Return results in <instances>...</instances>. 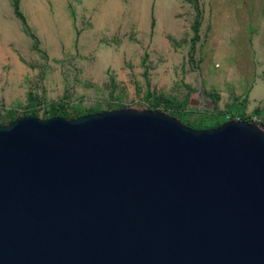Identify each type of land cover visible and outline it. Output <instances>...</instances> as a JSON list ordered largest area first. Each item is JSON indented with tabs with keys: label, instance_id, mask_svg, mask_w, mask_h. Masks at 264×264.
<instances>
[{
	"label": "water",
	"instance_id": "1",
	"mask_svg": "<svg viewBox=\"0 0 264 264\" xmlns=\"http://www.w3.org/2000/svg\"><path fill=\"white\" fill-rule=\"evenodd\" d=\"M0 264H264V128L135 109L0 126Z\"/></svg>",
	"mask_w": 264,
	"mask_h": 264
},
{
	"label": "rangeland",
	"instance_id": "2",
	"mask_svg": "<svg viewBox=\"0 0 264 264\" xmlns=\"http://www.w3.org/2000/svg\"><path fill=\"white\" fill-rule=\"evenodd\" d=\"M174 1L181 18L171 28L157 19L154 32L124 18L111 32H78L65 6H53L63 32L22 31L15 18L16 32H0V126L23 114L71 119L114 109L161 111L196 130L264 118V0H241L230 20L204 0L193 49L194 9ZM23 8L30 17V2Z\"/></svg>",
	"mask_w": 264,
	"mask_h": 264
},
{
	"label": "crops",
	"instance_id": "3",
	"mask_svg": "<svg viewBox=\"0 0 264 264\" xmlns=\"http://www.w3.org/2000/svg\"><path fill=\"white\" fill-rule=\"evenodd\" d=\"M76 1V0H75ZM77 8L68 0H27L31 4L30 17L23 10V0H18L19 11L23 15L26 25L30 32H63L58 24V18H54L53 6H60L64 12V6L67 7L69 13V23L74 27L75 22L79 19L82 28L77 29L78 32H111V22L118 21L120 18L129 21H140L148 32H154L156 20H164L167 18L169 28L171 21L181 18L177 12V2L174 0H77L75 2ZM201 15L205 13L204 0H196ZM71 4V6H70ZM186 4L194 9L193 4L186 0ZM209 4L221 5L222 8L216 9L222 12L223 20L232 19V15L239 14L241 0H209ZM165 6L168 11L163 7ZM175 8V10L173 9ZM167 11V12H166ZM175 11V12H174ZM168 13V16L166 14ZM190 15V13H189ZM195 10L190 24V31L193 20L195 18ZM200 15V16H201ZM120 16V17H119ZM15 18H17L13 0H0V32H16ZM202 19L204 17L202 16ZM31 21V22H30ZM21 24V22H20ZM199 25V30H201ZM21 30L22 24H21Z\"/></svg>",
	"mask_w": 264,
	"mask_h": 264
},
{
	"label": "trees",
	"instance_id": "4",
	"mask_svg": "<svg viewBox=\"0 0 264 264\" xmlns=\"http://www.w3.org/2000/svg\"><path fill=\"white\" fill-rule=\"evenodd\" d=\"M189 1L193 4V7H194V10H195V13H196L195 18H194L193 23H192V27H191L192 34H193L192 38H191V49H193L192 47H193V45H194V43H195V41H196V39L198 37V30H199V25H200V12H199V8L197 6L196 0H189ZM13 7H14V12H15L16 16L20 19L24 30L26 32H29V29H28V27L26 25L25 19H24L23 15L19 11L18 0H13ZM23 116H28V115L27 114H23ZM52 116H60V114L52 113ZM17 118L18 117H16L15 119H17ZM218 126H216V127H218ZM193 129H195V128H193ZM203 129H205V128H203Z\"/></svg>",
	"mask_w": 264,
	"mask_h": 264
},
{
	"label": "built area",
	"instance_id": "5",
	"mask_svg": "<svg viewBox=\"0 0 264 264\" xmlns=\"http://www.w3.org/2000/svg\"><path fill=\"white\" fill-rule=\"evenodd\" d=\"M250 121L264 128V118L263 117L254 116L250 119Z\"/></svg>",
	"mask_w": 264,
	"mask_h": 264
}]
</instances>
